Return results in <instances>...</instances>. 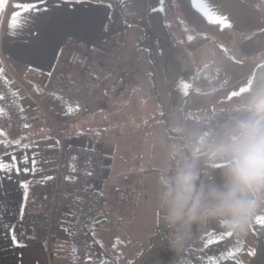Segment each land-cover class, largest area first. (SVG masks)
I'll use <instances>...</instances> for the list:
<instances>
[{
    "label": "rangeland",
    "instance_id": "1",
    "mask_svg": "<svg viewBox=\"0 0 264 264\" xmlns=\"http://www.w3.org/2000/svg\"><path fill=\"white\" fill-rule=\"evenodd\" d=\"M113 2L119 16L103 31L101 40L112 37L118 47L99 48L92 58V70L82 71L83 79L74 81L76 91H68L69 98L62 95L74 116L58 121L57 126L64 145L81 136L83 142L101 146L109 162L108 175L98 189L99 212L104 215L90 227L92 243L97 242L121 260L135 253L142 256L141 264H181L189 245L203 248L207 240L220 239L229 231L212 222L195 226L186 248L179 254L173 251L170 230L161 218L158 177L173 165L169 159L172 146H187L201 133L187 128L185 117L210 113L220 107L216 99L249 87L251 66L242 64V57L237 62L238 51L226 44L210 41L189 50L177 26L179 17L167 0ZM232 125L221 127L215 138ZM37 129V139L31 137L29 147L45 148L43 157L46 150L52 154L54 142L58 143L55 129L49 123ZM6 133L0 140L13 142L11 150L18 148L16 142L22 136ZM41 138L52 141L42 145ZM206 161L207 157H202L201 172ZM44 163L38 160L39 167ZM201 179L205 178L201 175ZM261 217L264 207L253 221ZM252 224L246 234H235L236 242L231 240V252L243 264H248L256 243L247 237ZM128 233L135 235L136 241L128 240ZM210 233L214 235L211 240ZM96 259L94 256L92 263Z\"/></svg>",
    "mask_w": 264,
    "mask_h": 264
},
{
    "label": "crops",
    "instance_id": "2",
    "mask_svg": "<svg viewBox=\"0 0 264 264\" xmlns=\"http://www.w3.org/2000/svg\"><path fill=\"white\" fill-rule=\"evenodd\" d=\"M7 1L0 0V22ZM38 2V11L28 12L18 7ZM191 2L208 21L230 27L236 35L234 42L242 39L236 47L231 48L238 51L237 62L242 57V64L251 66L252 78L257 65L264 62V0ZM115 5L113 0H12L0 32L4 51V54L0 55V74L6 78L10 77V74L15 75L33 94L57 91L61 98L62 95L69 98L68 91H76L77 84L74 81L83 77L82 71H69L62 66L68 40L76 39L82 47L90 45L93 49L92 58L99 53L101 47L113 48L115 44L118 47L117 42L111 40L112 37L101 40L103 31L108 30V25H114V19L119 16L120 10L118 11ZM91 70L90 67L86 72ZM218 102L219 99H216L217 104ZM17 103L24 117L23 129L18 134L22 139L16 142L19 144L18 148L0 154V264H73L71 212H65L57 219L56 226L49 235L46 230L41 232L40 241L26 242L23 238V226L20 223L22 215L28 212L43 214V205L30 199L29 189L35 183L48 181L55 175L60 149L65 145L61 138L62 132L57 126L58 133L53 132L58 143L53 137L56 149H53L52 154L46 150L47 153L43 157L45 148H37L36 145L29 147L33 142L31 137L37 139L38 126L49 123L54 128L58 123L42 115L30 96L23 91H17ZM1 111L0 99V113ZM7 131L10 133L6 130L0 139L8 135ZM44 133L39 137L43 138ZM46 139H42V145L51 143L52 140ZM72 142H75L74 138L66 145ZM41 156L43 158H40ZM39 159L45 162L42 167H39ZM226 165L227 162L211 163L203 170L207 173L209 181L216 183L221 181ZM98 212L99 208L90 221V237L93 221L104 215ZM259 219L264 217L255 219L252 224V231L256 234L252 251L255 255H251L248 264H264V225L258 222ZM127 238L130 241L137 239L131 233H128ZM99 246L107 255L115 258L118 264H141L143 259L141 255L133 253L131 257L121 260L113 253L107 252L103 246ZM92 254L90 257H93ZM219 264L243 263L228 259Z\"/></svg>",
    "mask_w": 264,
    "mask_h": 264
},
{
    "label": "clouds",
    "instance_id": "3",
    "mask_svg": "<svg viewBox=\"0 0 264 264\" xmlns=\"http://www.w3.org/2000/svg\"><path fill=\"white\" fill-rule=\"evenodd\" d=\"M243 107L247 116L219 137L210 139L201 132L187 146L173 145V165L158 177L161 218L170 230L169 246L178 254L192 239L195 226L212 222L244 235L264 207V87ZM202 157L227 161L220 182L202 181Z\"/></svg>",
    "mask_w": 264,
    "mask_h": 264
},
{
    "label": "built area",
    "instance_id": "4",
    "mask_svg": "<svg viewBox=\"0 0 264 264\" xmlns=\"http://www.w3.org/2000/svg\"><path fill=\"white\" fill-rule=\"evenodd\" d=\"M11 1H7L1 16L0 32L3 29ZM2 54L4 51L0 35V55ZM90 61V45L82 47L76 39L68 40V46L62 59V66L65 69L85 71L89 68ZM17 91L27 93L41 114L50 121H52V109L63 108L62 100L57 94L45 91L33 94L27 89L23 81L15 75L10 74V77L6 78L0 74V99L2 103L0 136L6 130H9L12 135H18L23 129L24 117L18 107ZM103 165L104 157L98 144L84 146L72 142L62 146L55 175L48 181L35 183L29 189V197L38 200L43 205L45 213L48 214L47 217L29 212L22 215L20 223L23 226L24 240L26 242L40 241L41 232L46 230L49 235L56 226L57 217L61 216L64 210L74 209L72 237L76 255L73 264H86L90 257L86 230L87 219L91 209L98 205L97 198L87 191L86 182L89 179L100 178Z\"/></svg>",
    "mask_w": 264,
    "mask_h": 264
},
{
    "label": "trees",
    "instance_id": "5",
    "mask_svg": "<svg viewBox=\"0 0 264 264\" xmlns=\"http://www.w3.org/2000/svg\"><path fill=\"white\" fill-rule=\"evenodd\" d=\"M168 6L177 14L179 17L177 20V26L181 32L182 40L185 41L186 46L189 50H195L197 48L202 47L203 45L207 44L210 41H214L215 43H222L226 44L230 47H236L237 43H239L242 39H238L236 42L235 38L236 35L232 31L230 27L223 26L219 23L208 21L192 4L191 0H167ZM181 14L182 17H180ZM92 51L91 48V61L90 66L87 70L91 67L92 62ZM77 70V69H76ZM85 70V71H87ZM199 77L197 78V82ZM209 82L203 81L202 85ZM196 85V84H195ZM264 87V62L257 65L253 76L251 78V82L249 87L240 91L237 94H232L229 97L224 99H220L218 102L219 108H216L210 113H206L201 116L192 117L187 115L184 119L185 125L187 128L204 132L209 135L210 139H215L218 134V131L221 127L227 124H234V122L238 119H243L247 116V113L244 111V104L247 102L249 96L258 88ZM53 93L57 94L58 93ZM59 96V95H58ZM60 97V96H59ZM61 98V97H60ZM63 103V108H53L52 109V120L60 122L68 121L70 118L74 116L70 112V105L66 97L61 98ZM155 117V116H154ZM152 117V118H154ZM150 118V119H152ZM57 126V125H56ZM60 130V129H59ZM76 144H81L84 146H95L97 144L93 142H89L88 140L82 141L81 136H76L75 139ZM13 144H10L6 141L0 140V154L10 151L13 148ZM102 155L104 157V165L102 168V172L100 178L95 180H87L86 182V189L87 191L92 194L98 200V205L91 209L90 215L87 219L86 230H87V241L90 247V256L92 254L93 257H89L86 261V264H118L117 260L109 255H107L103 249L98 245L97 242L92 243L91 237L89 236L88 229L90 226V221L94 216V212L99 208L100 205V197L98 193V189L101 187L104 179L107 177L108 173H106V168L109 164L106 154L102 147L100 146ZM227 162L226 160H213L207 158L206 166L211 163H223ZM206 168V167H205ZM204 168V169H205ZM203 169V168H202ZM201 175L205 178V183L209 182L207 173L202 170ZM32 199L36 204H40L38 200ZM71 212L72 218L75 214L74 209H66L62 213ZM41 214V213H40ZM48 213H45L43 208V216L47 217ZM61 215V216H62ZM60 216L57 217V219ZM56 219V218H55ZM56 219V221H57ZM95 220L93 221V223ZM72 229L73 223H71L70 227V238L72 244V252H73V260L75 257V249H74V240L72 237ZM53 231V229H52ZM213 233H210L209 239H213ZM232 236L224 234L220 239L216 240H207V244L203 248H197L195 246L189 245L187 252L185 253V257L182 258L181 264H219L225 260L232 259L240 261L239 256L236 253L231 252V245L233 242L231 240H235V234L232 233ZM248 238L251 237L256 241V234L253 231H250L247 235ZM249 239V240H250ZM209 241V242H208ZM246 247L249 250H252L253 247L246 244ZM94 256L97 257V261L92 263Z\"/></svg>",
    "mask_w": 264,
    "mask_h": 264
},
{
    "label": "snow or ice",
    "instance_id": "6",
    "mask_svg": "<svg viewBox=\"0 0 264 264\" xmlns=\"http://www.w3.org/2000/svg\"><path fill=\"white\" fill-rule=\"evenodd\" d=\"M40 2H44V0H40ZM18 7H20L21 9H23L24 11H38L39 10V2L38 3H33L31 5H18ZM46 10V9H45ZM259 223H261L262 225H264V219H259L258 220ZM231 232H228L227 235H231ZM252 255H255L254 252L251 253Z\"/></svg>",
    "mask_w": 264,
    "mask_h": 264
},
{
    "label": "bare ground",
    "instance_id": "7",
    "mask_svg": "<svg viewBox=\"0 0 264 264\" xmlns=\"http://www.w3.org/2000/svg\"><path fill=\"white\" fill-rule=\"evenodd\" d=\"M54 129H55V131H56V132L58 131V128H57V126H55V127H54Z\"/></svg>",
    "mask_w": 264,
    "mask_h": 264
}]
</instances>
